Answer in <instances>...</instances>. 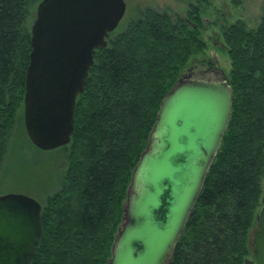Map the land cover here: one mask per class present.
I'll return each instance as SVG.
<instances>
[{
	"label": "trees",
	"instance_id": "1",
	"mask_svg": "<svg viewBox=\"0 0 264 264\" xmlns=\"http://www.w3.org/2000/svg\"><path fill=\"white\" fill-rule=\"evenodd\" d=\"M194 1L185 18L140 10L96 50L63 147L67 166L42 204V238L31 264H109L132 173L161 104L208 50L205 0ZM34 2L0 0V170L24 111ZM223 38L232 115L170 264H245L253 256L251 231L264 197V16L255 28L230 24Z\"/></svg>",
	"mask_w": 264,
	"mask_h": 264
},
{
	"label": "water",
	"instance_id": "2",
	"mask_svg": "<svg viewBox=\"0 0 264 264\" xmlns=\"http://www.w3.org/2000/svg\"><path fill=\"white\" fill-rule=\"evenodd\" d=\"M124 0H42L31 28L24 124L44 151L67 146L78 97L97 49L126 14ZM233 109L227 81L181 78L163 100L132 173L109 264H170L226 134ZM42 205L0 196V264H31L42 238ZM264 264V197L251 241Z\"/></svg>",
	"mask_w": 264,
	"mask_h": 264
},
{
	"label": "rangeland",
	"instance_id": "3",
	"mask_svg": "<svg viewBox=\"0 0 264 264\" xmlns=\"http://www.w3.org/2000/svg\"><path fill=\"white\" fill-rule=\"evenodd\" d=\"M42 0H35L30 8L28 26L32 28ZM126 14L116 32L138 15V11L154 8L174 16L186 17L189 4L194 0H124ZM196 3V1H194ZM205 27L202 30L208 44L205 55L194 58L182 78L226 81L231 69L223 32L238 20L249 28L257 27L264 16V0H205L201 1ZM68 150L61 147L44 151L36 148L27 136L24 111L20 110L6 157L0 170V196L21 194L35 199L41 205L60 185L67 166ZM257 226L251 231V241ZM251 256L249 259H252Z\"/></svg>",
	"mask_w": 264,
	"mask_h": 264
}]
</instances>
